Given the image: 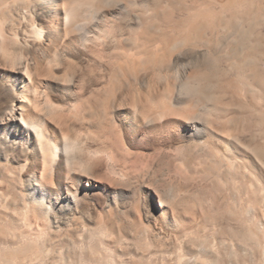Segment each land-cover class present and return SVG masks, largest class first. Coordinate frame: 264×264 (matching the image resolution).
<instances>
[{
	"label": "rangeland",
	"instance_id": "rangeland-1",
	"mask_svg": "<svg viewBox=\"0 0 264 264\" xmlns=\"http://www.w3.org/2000/svg\"><path fill=\"white\" fill-rule=\"evenodd\" d=\"M158 1L1 20L0 264H264V0Z\"/></svg>",
	"mask_w": 264,
	"mask_h": 264
},
{
	"label": "bare ground",
	"instance_id": "bare-ground-1",
	"mask_svg": "<svg viewBox=\"0 0 264 264\" xmlns=\"http://www.w3.org/2000/svg\"><path fill=\"white\" fill-rule=\"evenodd\" d=\"M59 1H62V0H0V37H3V33L1 32V20L2 19H8V18H12L13 14L11 13V11L15 13V9H21L24 11L26 10H30V9H40V10H44V11H49V12H56L58 11L57 7L59 5ZM67 1V8L66 10L64 11V23L66 25H72L76 28H80V25L78 23V15L80 14V12H82L84 14V17L85 16H88L89 14H91V8H92V3H89V0H66ZM124 1V0H123ZM110 2V1H109ZM117 2V1H116ZM125 5L122 7V8H119L118 12L115 14V16L117 14L119 15H123V11L125 10V8H130V13H135V15H139L141 14V12L145 11L146 9L147 10H150L152 13H155V10L157 9V5H158V0H125ZM106 3V2H105ZM111 3V2H110ZM108 4V3H106ZM113 4V2L111 3ZM110 4V5H111ZM85 7L83 8V11H81L80 9V6H84ZM122 5V4H121ZM195 5V4H194ZM188 6V5H187ZM193 6V5H192ZM114 7V6H113ZM190 7V6H188ZM184 8V7H183ZM80 9V11H79ZM99 9V8H98ZM195 9V8H193ZM16 10V11H17ZM93 10H94V7H93ZM92 10V11H93ZM96 10V8H95ZM94 10V11H95ZM117 10V9H116ZM98 11V10H97ZM19 12V11H18ZM21 12V11H20ZM99 12V11H98ZM97 12V13H98ZM116 12V11H115ZM142 12V13H143ZM187 12V11H186ZM189 12V11H188ZM57 14V13H56ZM55 14V15H56ZM94 14V13H93ZM146 14V12H145ZM48 15V14H47ZM144 15V14H143ZM146 15H149L148 13ZM50 16V15H49ZM118 16V15H117ZM140 18L142 15H139ZM83 17V18H84ZM124 17V16H123ZM131 17V16H130ZM187 17V16H186ZM135 18V17H134ZM139 18V17H137ZM139 18V19H140ZM152 18V17H151ZM150 18V19H151ZM155 19V18H154ZM188 19V18H187ZM85 20V19H84ZM102 20V19H100ZM13 21V20H12ZM96 21V20H95ZM94 21V22H95ZM138 21V19H137ZM140 21V20H139ZM84 22V21H83ZM78 23V24H77ZM4 24V23H3ZM181 24V23H180ZM176 25V24H175ZM142 26V25H141ZM4 27V26H3ZM37 29V28H36ZM75 29V28H74ZM3 31V30H2ZM37 31V30H36ZM88 31V30H87ZM105 31V30H104ZM136 31V30H135ZM39 32V30H38ZM241 32V31H240ZM87 33V32H86ZM89 33V32H88ZM241 34V33H240ZM250 34V33H249ZM235 35V34H234ZM39 36V35H38ZM249 38V37H248ZM10 40V38H9ZM15 41V40H14ZM257 42V41H256ZM13 43V42H12ZM2 47H0L1 49ZM15 48V47H14ZM12 50V49H11ZM13 51V50H12ZM19 57V56H18ZM21 57V56H20ZM23 58V57H21ZM244 63V62H243ZM16 64V63H15ZM208 64V63H207ZM239 65V64H238ZM26 66V65H25ZM245 66V65H243ZM15 67V66H14ZM24 66H22L21 62L19 63L18 65V68L20 69H23ZM27 68V67H26ZM254 68V67H253ZM15 69V68H14ZM19 69V70H20ZM258 69V68H257ZM17 69V72L19 71ZM15 71V70H14ZM23 71V70H22ZM21 73V72H20ZM25 73V72H23ZM254 78V77H253ZM256 78V77H255ZM190 79V78H189ZM11 84H12V88L15 89L17 87V82H12L11 81ZM186 87V86H185ZM18 90V89H17ZM219 107V106H218ZM214 108V107H213ZM212 108V109H213ZM214 111V110H213ZM4 119L8 120L9 121V127L12 128V129H9L8 132L5 131V135L6 137H10L11 138V133H9L11 130H15V133L14 134V137L12 138L13 141H17L18 140H21L23 142V140L27 141L28 139V135H31V134H34V137L35 139L37 140V137H38V140L36 142L37 146H38V150L42 151L43 148H42V143L40 142L41 140L39 139L43 133L41 131V129L39 128V125L37 123H34L33 121L31 122L30 120H26L24 118H18L17 116L14 115V111H13V108L11 107L10 109H8V111H6L4 113ZM40 116V115H39ZM28 119V118H27ZM37 122V121H35ZM41 126V125H40ZM19 129V130H18ZM7 130V129H6ZM21 130V131H20ZM43 130V129H42ZM17 131H20V132H17ZM18 133H22V134H18ZM25 133V134H24ZM6 140V139H5ZM24 143V142H23ZM64 148L66 149L65 145L63 144ZM56 148V147H55ZM53 149V148H51ZM57 149V148H56ZM59 151V148L58 150H55L54 149V156L55 154ZM44 158V157H43ZM231 164V163H230ZM32 180V179H31ZM30 180V181H31ZM29 183V182H28ZM37 185L38 183H36L35 180H33L29 187L31 188V190L33 191H36L37 190ZM36 193V192H35ZM33 194V193H32ZM250 195V194H249ZM35 196V195H34ZM42 198V197H41ZM73 199V195L71 194H68L66 196H64V198H62L61 200H59L58 204H59V207L60 208H63V209H67L68 205H69V201H73V200H70V199ZM34 201H38V199H36L35 197H33ZM43 201V200H42ZM39 202V207L41 208V210L43 211V209L46 207L48 208L45 203L43 202ZM252 203V202H251ZM163 205V204H162ZM38 205H37V208H39ZM58 207V208H59ZM173 207V206H172ZM59 208V209H60ZM243 209V208H242ZM244 210V209H243ZM166 212V211H165ZM160 214H164V213H160ZM165 215V214H164ZM163 216V215H162ZM165 217V216H164ZM167 218V217H166ZM175 221V220H174ZM184 221V220H183ZM176 222V221H175ZM199 222V221H198ZM167 224V223H166ZM182 225V224H181ZM29 233V232H28ZM22 237V236H20ZM30 238V237H29ZM23 240V239H22ZM28 241V240H27ZM24 242V241H23ZM31 245V244H30ZM211 245V244H210ZM213 246V245H212ZM8 253V252H7ZM151 253V252H150ZM17 254V253H15ZM154 255V254H153ZM147 256V255H146ZM32 257V256H31ZM181 259V258H180ZM197 260V259H196ZM201 263H203V261L201 260Z\"/></svg>",
	"mask_w": 264,
	"mask_h": 264
}]
</instances>
